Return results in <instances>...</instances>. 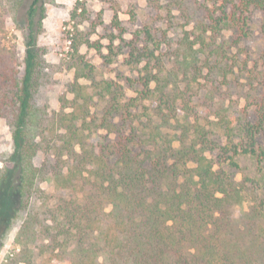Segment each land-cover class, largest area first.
Returning <instances> with one entry per match:
<instances>
[{"label":"trees","instance_id":"1","mask_svg":"<svg viewBox=\"0 0 264 264\" xmlns=\"http://www.w3.org/2000/svg\"><path fill=\"white\" fill-rule=\"evenodd\" d=\"M40 1L32 0L21 25L24 0H0V118L13 142L0 169V236L18 227L14 264H264V150L254 142L264 133V96L253 100L252 122L247 108L229 112L222 103L210 112L208 96L195 102L189 94L201 77L213 83L207 93H220L217 84L232 71L231 46L249 36L246 13L264 9V0H239L231 12L210 16L193 40L187 33L164 74H154V51L142 53L147 67L137 98H126L114 81L96 80L79 48L102 47L77 30L74 98H62L53 113L36 103L55 72L39 44ZM86 13L76 8L72 19ZM10 22L23 31V57L9 38ZM223 25L231 45L218 43ZM80 79L92 83L93 95ZM206 110L217 120L203 125ZM240 155L255 162V175L237 182L225 166L239 169Z\"/></svg>","mask_w":264,"mask_h":264},{"label":"rangeland","instance_id":"2","mask_svg":"<svg viewBox=\"0 0 264 264\" xmlns=\"http://www.w3.org/2000/svg\"><path fill=\"white\" fill-rule=\"evenodd\" d=\"M31 2L32 0H24L18 11L17 18L21 25ZM238 4L239 0H41L40 6L45 8V19L39 44L47 51L46 60L54 65L55 72L52 85L41 90L36 103L47 105L53 113L61 110L62 98L73 100L74 94L69 89L70 84L75 82V70L71 68L75 57L72 40L77 35V30L102 47L100 52L86 45L79 48L80 54L95 66L96 80L114 81L123 86L126 98H137L143 90L142 78L145 77L147 67L142 53L151 54L154 51L155 55L151 57V66L156 64L154 74L157 69H164V74L172 68L173 52L187 33H191L193 40V35L201 31L199 28L202 24H210V16L218 19L222 16L223 9L231 12ZM82 7L87 9L86 15L72 19L75 9ZM80 13L81 9L77 11V15ZM115 15L119 26L114 21ZM246 16L249 36L238 45L231 46L226 64L231 65L232 71L227 76V83L222 81L217 84L221 89L220 93H207L213 88V83L209 82L210 78L201 77L197 83L191 84L189 94L195 96V102L208 96V102L202 100V103L210 106V112L218 110L222 103L229 112L247 108L249 120L253 122V100L264 96V9L251 7ZM223 28L218 43L225 41L231 45L232 31L225 25ZM8 29L11 32L10 40L17 44L23 57V31L12 22ZM207 74L208 69H204L203 75ZM78 83L83 86L86 94H94L89 80L80 79ZM94 98L93 102L97 106L95 103L92 105V112L98 110L99 104L97 97ZM143 104L148 103L143 101ZM140 110L142 109L139 107L138 112ZM134 112H137V108ZM208 112L206 110V118L200 120L203 125H208L207 118L217 120ZM235 134L233 142L240 144L242 135L237 131ZM100 135L105 137L107 133L101 131ZM242 142L246 144L244 140ZM254 142L256 148L264 150V133L257 135ZM12 152L11 128L5 119L0 118V169ZM43 160L44 157L40 154L36 158V164H42ZM236 161L239 169L227 166L225 169L237 182L242 180L244 174L251 177L255 175V162L249 156L240 155ZM43 187L53 192L49 184H44ZM240 211L238 208L236 214ZM17 232L18 227H15L0 236V264H14L13 259L20 251L14 242Z\"/></svg>","mask_w":264,"mask_h":264}]
</instances>
